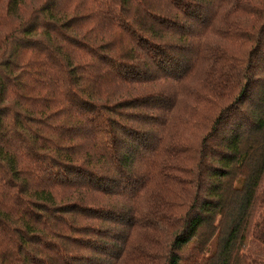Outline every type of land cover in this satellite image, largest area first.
<instances>
[{
  "label": "trees",
  "instance_id": "16d2710c",
  "mask_svg": "<svg viewBox=\"0 0 264 264\" xmlns=\"http://www.w3.org/2000/svg\"><path fill=\"white\" fill-rule=\"evenodd\" d=\"M0 264H264V0H0Z\"/></svg>",
  "mask_w": 264,
  "mask_h": 264
},
{
  "label": "rangeland",
  "instance_id": "374dc122",
  "mask_svg": "<svg viewBox=\"0 0 264 264\" xmlns=\"http://www.w3.org/2000/svg\"><path fill=\"white\" fill-rule=\"evenodd\" d=\"M248 248H249V247H246L245 250H247ZM245 250H244V251H245Z\"/></svg>",
  "mask_w": 264,
  "mask_h": 264
}]
</instances>
